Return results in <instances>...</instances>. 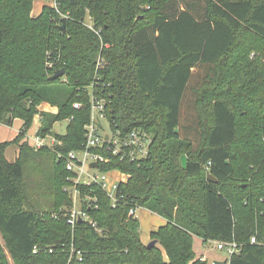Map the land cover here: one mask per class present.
Returning <instances> with one entry per match:
<instances>
[{
  "label": "trees",
  "instance_id": "16d2710c",
  "mask_svg": "<svg viewBox=\"0 0 264 264\" xmlns=\"http://www.w3.org/2000/svg\"><path fill=\"white\" fill-rule=\"evenodd\" d=\"M35 1L0 0V125L23 121L0 142V264L8 255L14 264H212L197 257L195 237L236 242L240 252L224 264H264V0H57L59 12L46 4L33 17ZM91 86L115 127L146 131L153 143L141 162L97 150L102 171L127 176L123 199L113 208L99 187L82 188L97 200L85 209L96 228H72L53 217L71 207L70 174L54 151L84 149ZM44 103L58 112H41ZM38 115L42 138L68 121L54 150L27 139ZM28 168L41 182L29 183ZM136 209L166 221L151 249Z\"/></svg>",
  "mask_w": 264,
  "mask_h": 264
},
{
  "label": "built area",
  "instance_id": "2783aa9c",
  "mask_svg": "<svg viewBox=\"0 0 264 264\" xmlns=\"http://www.w3.org/2000/svg\"><path fill=\"white\" fill-rule=\"evenodd\" d=\"M49 2H51V6L59 12L58 1L49 0ZM88 20V22L87 19L85 20L86 26L99 35L100 31L93 28L91 19ZM47 65L50 68H54L53 63L51 62H47ZM104 65V59L100 55L98 69L103 68ZM87 90L89 91L88 94L91 103V118L90 123L85 126L84 149L70 151L66 156L54 151L57 153L58 158L65 162L66 170L70 174L64 191L71 199V207L68 209H61L58 213L54 214L53 217L55 219L59 217L65 218L72 228H75L80 220L84 223L88 222L92 227L96 228V223L91 220L85 209L87 207L89 209L92 207L97 208V200L92 194H90V192L92 193L91 190H88L89 193H84L82 188H90L93 186L99 187L109 197L113 208H117L123 199L122 196L118 195V190L120 184L124 181L113 179L114 177H112V174L116 173L118 176L122 177L125 175L119 171H102L100 166L105 164L107 159L101 152H97V150L108 152L112 156L118 157L121 161L127 159L141 162L150 155L153 143V136L146 131L136 129L130 132H124L115 127L114 122H111L107 117V108L109 105L107 99L101 97L96 92L94 86L89 87ZM74 107L79 109L80 104H75ZM37 132L35 134V141L34 143H31V146L36 150L42 148H50L54 150L55 146L59 143L55 136L49 135L42 138ZM93 164H97V167H91ZM139 210L140 209L131 210L130 214L137 217V211ZM251 243H258L256 237L251 239ZM211 244H213L216 251L224 252L228 257L227 260L240 252V247L236 242H212ZM38 250L39 249L36 247L33 252L37 253ZM73 257L74 252L71 254L70 263ZM78 258V261L81 262L82 258L80 253H78ZM200 259L202 261H208L207 257L204 255L200 256ZM213 262L211 263L213 264Z\"/></svg>",
  "mask_w": 264,
  "mask_h": 264
},
{
  "label": "rangeland",
  "instance_id": "374dc122",
  "mask_svg": "<svg viewBox=\"0 0 264 264\" xmlns=\"http://www.w3.org/2000/svg\"><path fill=\"white\" fill-rule=\"evenodd\" d=\"M42 1H44L45 4L51 3V2H49V0H42ZM88 21L89 20L87 18V22ZM40 123H41V121H40ZM40 123H39V120L37 118H35L32 127L28 131L27 135H28V141L30 144L34 143V141H35V134L39 128ZM67 125H68V121L57 122L54 125L53 131H55L59 135H64L66 133ZM20 127H21V121L19 119H16L12 126L0 125V142H11V141H13L16 138V136L19 135V133H20L19 128ZM18 151H19V149L16 145H13V144L10 145L7 149V152H6L7 160L10 162H15L16 158L18 156ZM183 164H184V166L186 165V157L183 158ZM26 177H27V180L30 181L29 183H31V180L37 179V175H34L33 172L30 173V168H28L26 170ZM112 177H114L113 179H119V180L124 181V182L127 180L126 175L124 177H122V176H118L116 173H113ZM34 181L37 182L38 180H34ZM39 182H41V181H38V183ZM36 192H38V190ZM36 199L38 200L39 204L42 205V207L48 206L49 202L47 201L46 197L36 196ZM137 218L139 219L140 224H141V238L146 242V245H148L151 242L150 240H148V238H150V230L151 229L155 230V229L159 228L161 224H158V221H161L162 219L159 215L152 213L151 211L146 210V209H140L139 211H137ZM0 241H1L2 245L5 247L4 240L1 237V233H0ZM196 250H198V256L199 257L201 255H206L208 257L209 261H213V259L216 257V255H214L212 252L209 253L210 250H213V252L215 254H217L216 258H218L220 262H225L228 259V257L225 255L224 252L216 251L213 244L207 246L206 249L204 247L200 248L198 246V248ZM199 251H201L202 254H199ZM8 259H9L11 264H14L9 255H8Z\"/></svg>",
  "mask_w": 264,
  "mask_h": 264
},
{
  "label": "crops",
  "instance_id": "0c3cea01",
  "mask_svg": "<svg viewBox=\"0 0 264 264\" xmlns=\"http://www.w3.org/2000/svg\"><path fill=\"white\" fill-rule=\"evenodd\" d=\"M46 4H45V2L44 1H42V0H36L35 2H34V6H33V10H32V16L33 17H37V16H39L40 14H41V12H42V10H43V7L45 6ZM40 111L41 112H50V113H53V114H56L57 112H58V109L56 108V107H52L51 105H49V104H47V103H44V104H42L41 106H40ZM36 118L39 120V123H40V121H41V116L40 115H38V116H36ZM20 120V119H19ZM21 121V127H22V125H23V121L22 120H20ZM21 127L19 128V132H20V130H21ZM162 220L161 221H158V224H161L160 226H163V225H165L166 224V221L163 219V218H161ZM158 229V228H157ZM157 229H155V230H157ZM154 229H151L150 230V238H148V240H150L151 241V233L153 232V231H155ZM141 232V231H140ZM141 240H142V242L146 245V242L141 238ZM198 246L200 247V248H202V247H204L205 249L207 248V246L206 245H204V243H203V240L201 239V238H199V237H195L194 238V251H195V253H196V255H197V257H199L198 256V250H196L197 248H198ZM213 253L214 255H216V257H217V254H215L214 252H213V250H210L209 251V253ZM199 254H202L201 253V251H199ZM202 256V255H201ZM204 256H206V255H204ZM207 257V256H206ZM214 258L213 259V261H219V259L218 258ZM207 259H208V257H207ZM209 260V259H208Z\"/></svg>",
  "mask_w": 264,
  "mask_h": 264
},
{
  "label": "water",
  "instance_id": "95a60500",
  "mask_svg": "<svg viewBox=\"0 0 264 264\" xmlns=\"http://www.w3.org/2000/svg\"><path fill=\"white\" fill-rule=\"evenodd\" d=\"M62 22H63L62 30H65L66 19L64 18V19L62 20ZM64 75H65V71H64V70H60V71L56 72V74L52 77V79H53V80H57V79H59V78H62ZM56 134H57V133H56L55 131L52 133L53 136H56ZM91 167L96 168V167H97V164H93ZM207 177H208V180H209L210 182L218 183V180H217V179H216L211 173H208V174H207ZM80 222H82V220H80ZM156 245H157V241H151V242L147 245V247H148L149 249H151V248H153V247L156 246ZM213 264H224V262L214 261Z\"/></svg>",
  "mask_w": 264,
  "mask_h": 264
}]
</instances>
